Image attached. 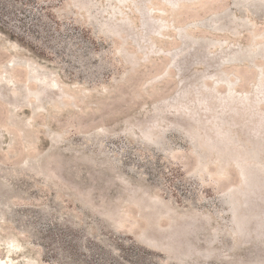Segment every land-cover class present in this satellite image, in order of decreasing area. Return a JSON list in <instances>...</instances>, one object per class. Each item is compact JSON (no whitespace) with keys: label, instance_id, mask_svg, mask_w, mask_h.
I'll return each mask as SVG.
<instances>
[{"label":"rangeland","instance_id":"rangeland-1","mask_svg":"<svg viewBox=\"0 0 264 264\" xmlns=\"http://www.w3.org/2000/svg\"><path fill=\"white\" fill-rule=\"evenodd\" d=\"M142 2L0 0V264H264L238 195L264 182V148L233 163L171 127L215 114L201 86L215 109L245 98L264 112V0H150L151 42L109 36L127 19L143 34ZM43 159L55 172L33 167Z\"/></svg>","mask_w":264,"mask_h":264},{"label":"trees","instance_id":"trees-1","mask_svg":"<svg viewBox=\"0 0 264 264\" xmlns=\"http://www.w3.org/2000/svg\"><path fill=\"white\" fill-rule=\"evenodd\" d=\"M150 0H143V8H141V12H143V27L144 31L143 34L138 35L137 33L131 32L133 22L131 19H127L125 23L118 24V25H111L109 28L111 30L108 31L109 36H119L123 38V34L126 35V43L127 40L131 39L139 48H142V42H151L152 39L150 34L155 33L156 29H153L151 26L153 21L149 18V10L145 6V3ZM196 1V0H194ZM174 7L179 9L180 5L179 2H174ZM166 28V26H163ZM219 27V25H218ZM222 29V28H217ZM185 32V31H184ZM183 39H186L188 43V49L185 51H192L189 55L194 56L196 53H199L200 50L197 48V42H195L188 34L182 36ZM183 51L180 54H183ZM195 53V54H194ZM180 54H176L174 57L177 58ZM127 58L130 63L133 65L139 66L141 63V59L135 57L134 54L128 53ZM250 59V58H249ZM199 62L208 63V58L204 57L198 60ZM240 60L231 61L229 59L226 62H237ZM164 73V75H166ZM241 78H236L233 85L241 84ZM264 91V87L262 88ZM213 89H208V92H205V87L201 86L197 90V99L198 103L204 106V110L209 113H215L211 117V119L201 120L197 119V117L190 116V120L192 122H188L186 127H182L179 124H172L171 127L173 130L177 132H181L183 137H186L187 140L190 141H198L203 146L210 149L213 153L218 151L225 152L226 157L232 161L233 163L236 162L237 154L245 153V148L248 147V150L252 148H264V112L260 113L258 110L257 102H251L249 99H242L238 104L231 101L229 98L222 99V111L220 109H215L216 106L215 102L217 97L212 94ZM192 93L191 87L187 85L184 87L178 96H184ZM228 95V94H227ZM245 96V95H244ZM0 98H2L0 96ZM261 101V100H260ZM241 105V106H240ZM168 109V108H167ZM166 108L158 105L155 108V112L157 113V120L155 123L157 124L161 120V116L168 112ZM215 110V111H214ZM218 110V111H217ZM12 125L16 126L17 122H12ZM136 127L144 133L151 135L152 125L151 123H147L146 121L139 120L136 123ZM227 134L229 138H232L235 142L234 147L232 145L227 144L223 141V135ZM158 140L161 139L158 137ZM152 142V139H150ZM246 146L245 148L243 146ZM237 157V158H236ZM41 160L40 162L36 163L33 167L37 171H41L42 173H49L55 172L57 169L51 168L48 160ZM243 188L241 192H239V210L245 208L246 210L253 213V217L245 216V225L249 223H253L251 228H244L245 230L241 232L243 235L253 234L255 239H258L262 242L264 239V182L255 181L254 183H242ZM0 191H3V188H0ZM191 223L185 225L186 233L193 234L195 233L199 227L197 223H204L203 219H192ZM165 234V232H164ZM245 237V236H244ZM169 238L172 240L173 243H176V239L180 244V249L183 252L186 250L189 255L192 253L193 244L190 241L186 242L181 240V236H176L174 233L169 235ZM245 239V238H244Z\"/></svg>","mask_w":264,"mask_h":264}]
</instances>
